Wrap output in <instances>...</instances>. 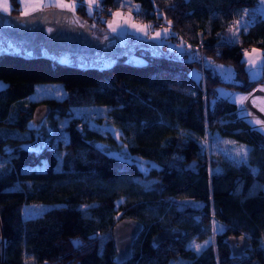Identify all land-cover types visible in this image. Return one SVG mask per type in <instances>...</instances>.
I'll return each mask as SVG.
<instances>
[{
    "label": "trees",
    "instance_id": "16d2710c",
    "mask_svg": "<svg viewBox=\"0 0 264 264\" xmlns=\"http://www.w3.org/2000/svg\"><path fill=\"white\" fill-rule=\"evenodd\" d=\"M102 1L91 14L81 0L70 11L87 39H93V23H104L102 9L110 12L123 0ZM135 1L137 17L163 20L172 40L178 30L190 44L183 43L180 54L165 41L136 44L141 62L114 45L110 51L117 55L104 65L61 61L45 49L0 51L6 81L0 87V264H264V133L218 90L250 91L264 80V69L249 77L231 38V22L256 0ZM10 2L15 15L19 2ZM239 42L264 46V16L241 32ZM193 47L202 59L188 55ZM40 81H60L65 92L28 100ZM40 102L49 108L35 123ZM87 107L101 110L89 114ZM206 133L213 136L208 144L217 143L215 136L243 142L246 159L205 151L200 138ZM131 155L158 166L144 174ZM193 158L201 162L197 172L183 167ZM29 202L54 205L25 217ZM123 216L139 218L142 227L131 256L117 262L111 228ZM215 224L213 244L186 245L190 237L204 239ZM172 227L181 235L152 241L159 229ZM239 234L251 246L231 256L225 239Z\"/></svg>",
    "mask_w": 264,
    "mask_h": 264
},
{
    "label": "rangeland",
    "instance_id": "374dc122",
    "mask_svg": "<svg viewBox=\"0 0 264 264\" xmlns=\"http://www.w3.org/2000/svg\"><path fill=\"white\" fill-rule=\"evenodd\" d=\"M85 2L87 5V8L89 9V3L88 0H81ZM98 0H95V2ZM3 0H0V3H2ZM20 11L12 15L10 12H4L2 8H0V51H12V52H19L24 53V45L22 40L19 38V31L16 27V25H29L33 26V24L37 21L40 22H46L48 19L52 18L53 8H60L64 9L56 10L55 11V17L58 19L60 16H67L70 13V11H74L76 4L78 0H18ZM8 5L11 8V2L10 0H7ZM63 3L66 5H74V8H67V7H59L58 4ZM139 6V3L135 0H123L120 5L116 8H113L110 10V12L104 11L102 9L103 15L101 16L104 20V23L102 24H96L93 23L90 26L91 34L93 38H100L105 39L106 45L104 47L105 50L101 52H94V53H83V52H70L66 50H59L54 52V56L57 57L61 61L66 62H72L77 64H95V65H104L110 62L114 56L117 55L116 52L110 51V49L116 45L119 44L121 46L120 53L125 54V57L131 61L134 62H141L143 61V58L140 54L135 53L133 51V48L136 46V44H146V46H151L152 40H158V41H165L167 47L170 51H173L177 54H180V50L183 49L185 46L183 43L177 44L174 40L171 39L169 36L171 30L170 27L167 25L154 28L153 27V20H148L145 18L137 17L136 16V8L134 6ZM94 6V4H93ZM92 6V8H93ZM140 8V6H139ZM23 12H27L29 15L26 18V15H22ZM41 11V15L38 14H31L34 12ZM119 12L121 13V16L116 17L113 15V13ZM72 18V15H70ZM130 17V19H129ZM128 21L127 24H125V21ZM80 22H82V19H79ZM113 22V27H116L117 30L115 32L111 31L108 22ZM237 21H239V25H237ZM235 22V25H233V32H237V36L231 38L235 41H240L241 32L245 31V27L242 23V20L238 18ZM136 24L139 26H151L147 28V35H145L143 32H138L134 28H132L130 25ZM165 29H167L168 34L165 35ZM156 32H160L161 35L159 37H156ZM116 39L118 40V43H116ZM145 40H151L149 43L145 42ZM190 44V43H189ZM252 44V49L248 52V56H245V52H243V59H244V66L248 72V75L250 78H258L262 69H264V54L262 52V49L260 45L258 44ZM190 46V45H189ZM196 47V46H195ZM190 48L188 50V53L191 51L192 53L190 55L197 56L199 58H203L202 54L198 50V48ZM255 50V52L253 51ZM249 59H252L255 61V64H249ZM223 73H225L227 77L230 76V72L226 66L221 67ZM6 84V81L2 78H0V87L4 86ZM255 89V88H254ZM254 89H251L250 91H242L240 89L236 88H227V87H221V91H224L223 93L226 97H229L231 99L236 100L237 107H238V113L241 115L249 114L251 116L248 117L249 121L251 123L256 124L255 120H261L264 122V93L260 91H256ZM65 92V89L60 81H40L35 83L34 91L29 94L28 100H39L43 97H61ZM247 97L251 101L252 107H249L248 105H245L239 101L238 97ZM101 110V107H98L97 109H94L92 107L85 108V113H96ZM251 126V125H250ZM264 133V124H258L256 126ZM216 142H212L206 146L202 145V148L207 152L212 151H219L222 154L224 153L227 158L230 159H239L243 157L242 155H238V151L243 146L246 149V146L243 142L235 141L231 138H219L215 136ZM63 150L60 148L57 150L58 158L60 159L61 154ZM130 158L136 162V164L140 167L141 171L146 174L148 172V169L155 165L153 161L141 158L137 155H131ZM44 164H40L38 166H43ZM150 178V177H149ZM145 177V180L149 179ZM149 181V180H147ZM121 201V198H117L115 201L116 206ZM193 206H198L197 202H191L190 203ZM54 204L52 203H43V202H29L24 205L23 209V215L26 216H32L39 214L43 209L52 206ZM121 213V209L117 208L116 217L119 216ZM215 229V230H214ZM217 230L216 224L213 226V228L207 232V235L204 239L199 240L195 237H190L188 241L186 242V245L195 247V245H200V248L207 243L214 242V233ZM77 264V263H76ZM169 264H185V261L182 259H173L169 262Z\"/></svg>",
    "mask_w": 264,
    "mask_h": 264
},
{
    "label": "water",
    "instance_id": "95a60500",
    "mask_svg": "<svg viewBox=\"0 0 264 264\" xmlns=\"http://www.w3.org/2000/svg\"><path fill=\"white\" fill-rule=\"evenodd\" d=\"M63 11L64 9L53 8L52 18L46 22L37 21L33 26H16L19 29V38L24 45L25 54H38L43 49L47 52H55L59 50H66L70 52L94 53L101 52L104 49L105 39L93 38L87 39L82 35V24L69 23L68 17L62 20V16L55 18L56 10ZM31 14L41 15V11ZM29 15V14H28ZM26 15V18L28 17ZM153 46H157L155 41H151ZM116 43L118 40L116 39ZM119 45V44H116ZM114 47V46H113ZM49 106L46 103L40 102L33 108L32 120L39 123ZM201 166V162L196 159L187 160L183 167L193 172H197ZM142 227V221L134 216H123L117 218L111 228L112 240L115 249V259L117 262H122L131 256L132 243ZM182 233L178 227L161 228L155 232L151 239L154 243L159 242L163 237L169 236L177 238ZM230 255L240 256L246 252V249L251 246L250 241L243 235H230L226 237Z\"/></svg>",
    "mask_w": 264,
    "mask_h": 264
},
{
    "label": "built area",
    "instance_id": "2783aa9c",
    "mask_svg": "<svg viewBox=\"0 0 264 264\" xmlns=\"http://www.w3.org/2000/svg\"><path fill=\"white\" fill-rule=\"evenodd\" d=\"M94 7L97 9L103 7V1L102 0L96 1L94 3ZM102 15H100V16H102ZM262 16H264V3H262V0H256L252 4H246V5L242 6V13H241V16L239 18L242 20L244 27L246 25L247 28H249L250 26L254 25L256 23V21ZM153 22H154L153 23L154 28H159V27L168 25L163 20H160V19H153ZM235 22H236V20L232 21L231 24L235 25ZM168 26H170V25H168ZM174 41L177 44H179V43H188L189 44L190 43V41L187 38H185L184 35L178 30H175ZM196 45L198 46V45H200V43H197ZM238 47H239V50L242 52L250 51L252 49V44L251 43H240V42H238ZM261 49H262V52L264 54V46L261 47ZM262 89H264V80H262L255 87L254 90L264 93V91H262ZM242 103L245 105H248L249 107H252V104H251V101L249 100V98L245 99ZM200 140L204 144H208L211 140H213V136L209 133H206L204 136H202L200 138Z\"/></svg>",
    "mask_w": 264,
    "mask_h": 264
},
{
    "label": "snow or ice",
    "instance_id": "6c2138e0",
    "mask_svg": "<svg viewBox=\"0 0 264 264\" xmlns=\"http://www.w3.org/2000/svg\"><path fill=\"white\" fill-rule=\"evenodd\" d=\"M88 3H89V14H91V10H92V6H93V4L95 3V0H88ZM262 3H264V0H262ZM57 6H59V7H67V8H74V5H66V4H63V3H60V4H58ZM135 8H136V11L137 12H139V6L137 5V6H134ZM0 8H2V10L4 11V12H10L11 11V9H10V6L8 5V3H7V0H3V2L2 3H0ZM22 15H28V13L27 12H23L22 11ZM113 15L114 16H116V17H119V16H121V13H119V12H116V13H113ZM129 19H130V17H129ZM128 23V21L126 20L125 21V24H127ZM170 23V22H169ZM237 23V25H239V21H237L236 22ZM108 26H109V28H110V30L111 31H113V32H115L116 30H117V28L116 27H113V22L112 21H109L108 22ZM132 28H134L136 31H138V32H143L145 35H147V28H149V27H151L150 25L149 26H139V25H136V24H131L130 25ZM247 29V26L245 25V30ZM164 34L165 35H167L168 34V32H167V29H165V32H164ZM156 37H159L160 35H161V33L160 32H156ZM232 36L233 37H236L237 36V32H233L232 33ZM254 52H255V50H253ZM245 56H248V52L246 51L245 52ZM249 64H255V61L254 60H252V59H249ZM220 67H222V66H220ZM262 91H264V89H262ZM238 99H239V101H241V103L245 100V99H247V97H243V96H241V97H238ZM262 111H264V109H262ZM256 124H264V122H262L261 120H255L254 121ZM238 155H242L243 156V158H245L246 159V156H247V149H245L243 146H241V148L239 149V151H238ZM215 230V229H214ZM76 243H78V242H76ZM195 248L197 249V250H199V248H200V245H195Z\"/></svg>",
    "mask_w": 264,
    "mask_h": 264
},
{
    "label": "crops",
    "instance_id": "0c3cea01",
    "mask_svg": "<svg viewBox=\"0 0 264 264\" xmlns=\"http://www.w3.org/2000/svg\"><path fill=\"white\" fill-rule=\"evenodd\" d=\"M182 50H183V49H182ZM188 50H189V49H188ZM189 53L191 54L192 52L190 51ZM189 53H188V55H189L190 57H192V55H190ZM192 71H193V74H194V76H195L196 78L199 77V76L201 75L200 71L197 70V69H193ZM221 87H222V86H219V87H218V90H219L220 93L223 94V93H225V92H224V91H221ZM236 113H237V115H238L239 117H243V118H245V119L250 123L251 126L256 127V126L258 125V124L251 123V122L249 121L248 117L251 116V115H249V114H245V115H241V114H239V113H238V107L236 108ZM256 128H257V127H256ZM258 129H259V128H258Z\"/></svg>",
    "mask_w": 264,
    "mask_h": 264
},
{
    "label": "flooded vegetation",
    "instance_id": "af4514ba",
    "mask_svg": "<svg viewBox=\"0 0 264 264\" xmlns=\"http://www.w3.org/2000/svg\"><path fill=\"white\" fill-rule=\"evenodd\" d=\"M55 16V15H54ZM68 17V21H69V23H71V24H73V18H71L69 15H67V16H65V17H63L62 16V20H64V19H66ZM56 18V17H55ZM16 26H21V25H16ZM23 26H25V25H23ZM29 26V25H28ZM99 40H101L100 38H98V41ZM103 44H104V47H105V45H106V42H103Z\"/></svg>",
    "mask_w": 264,
    "mask_h": 264
}]
</instances>
